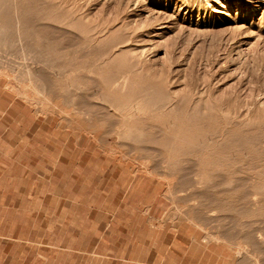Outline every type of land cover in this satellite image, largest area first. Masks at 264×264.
I'll use <instances>...</instances> for the list:
<instances>
[{
    "label": "rangeland",
    "instance_id": "rangeland-1",
    "mask_svg": "<svg viewBox=\"0 0 264 264\" xmlns=\"http://www.w3.org/2000/svg\"><path fill=\"white\" fill-rule=\"evenodd\" d=\"M12 1L0 0V264H243L228 241L264 239V0H218L220 12L22 0L26 50L4 38ZM123 37L132 48L110 57ZM35 60L65 89L33 103L67 113L16 95Z\"/></svg>",
    "mask_w": 264,
    "mask_h": 264
},
{
    "label": "bare ground",
    "instance_id": "bare-ground-1",
    "mask_svg": "<svg viewBox=\"0 0 264 264\" xmlns=\"http://www.w3.org/2000/svg\"><path fill=\"white\" fill-rule=\"evenodd\" d=\"M16 0H13L11 3H12V5L10 6V14H9V19H7V23L5 24V23H1V25H4L5 24V27H7V28H9L8 30H10L11 32L8 34V35H6V37H4L5 38V40H8V36L9 35H11V36H13V38H15L13 41H16L17 43H18V46H19V48H24V47H28V46H30V45H28V38H29V36H31L30 34L31 33H29V30H28V27L29 26H31V24H29V21H27L26 20V18H25V15H24V13H23V11H22V5L20 4L21 3V1L22 0H20V2H15ZM19 1V0H18ZM215 1V4H210L209 2V5L211 6V7H213L214 9H215V11H218V12H220V11H223L224 10V6H223V4H221L220 2H218V0H214ZM2 3H4V2H2ZM22 3H23V1H22ZM8 8V7H7ZM8 11V10H7ZM225 11V10H224ZM217 12V13H218ZM226 14V13H225ZM7 15V14H6ZM44 18H47V17H44ZM3 20V19H2ZM1 20V21H2ZM5 20V19H4ZM124 20V19H123ZM2 22H4V21H2ZM123 21L122 20H120V19H118V21L117 22H115L113 25H111L113 28L115 27V26H117V27H119V26H121V27H124V26H122L123 25ZM120 28V27H119ZM0 29H1V27H0ZM2 29H3V27H2ZM36 29V28H35ZM44 28H39V29H36V30H38V31H41V30H43ZM137 30V29H136ZM33 31H34V29H33ZM43 34H45V35H48V33H46V32H44ZM44 35V37H47V36H45ZM124 38V40H121V41H119V42H117L116 44H115V46H110V47H108V54H109V56L110 57H113V58H116V57H118V55H120V53H126V52H129L130 51V49L132 48L131 47V45H130V43H129V38L128 37H123ZM115 43V42H114ZM32 44V43H31ZM34 46V45H33ZM131 47V48H130ZM135 48L134 49H138V46L137 45H135L134 46ZM25 49V48H24ZM35 49V48H34ZM26 50V49H25ZM139 50V49H138ZM29 51V50H28ZM140 51H141V49H140ZM142 51H143V48H142ZM132 59H134L133 61H135V62H137L136 60L137 59H140L139 57H138V55L137 56H135V54H134V56L132 57ZM38 60V59H37ZM125 60V59H124ZM42 62V61H41ZM140 63V62H139ZM32 65H30V66H27V71H26V77H25V84L27 83V85H28V88H15V93H16V95H18L20 98H22L25 102H29L30 104H33V107H34V110H35V113L36 112H42L44 115L46 114V115H53L54 113H57V111H60V112H65V113H67L68 112V110L65 108V107H62V104H61V101H57V100H54V102L53 103H48V102H46V101H39V102H36L35 104L33 103V100L35 99L34 97H35V94H37L38 92H40L41 91V89H42V92H46V94L45 95H47V93L48 92H50V91H52V90H56V88H57V90H58V92L59 91H61V90H64L65 88H63V89H61V90H59L60 88H59V86H58V83L56 82V80H54V79H57V77L55 78L54 77V79H50V77H49V74L47 73L48 72V68L45 66V65H41L39 62H37L36 60L35 61H33L32 63H31ZM138 65V64H137ZM126 66V65H125ZM122 67V66H121ZM117 68H118V66H117ZM125 67H122V68H120V66H119V68L118 69H116V70H114V72H113V74L111 75V77H110V79H111V81H113V82H115V86H116V90L118 89L119 90V92L121 91H123V90H125V88H127V87H129V86H127L128 84H129V82H130V74H128V72L129 71H127L126 69H124ZM0 71H1V67H0ZM0 75H2L1 73H0ZM132 80V79H131ZM135 80V79H134ZM68 83V82H67ZM66 83V84H67ZM131 83V82H130ZM69 84H71V83H69ZM68 84V85H69ZM113 85V84H112ZM67 85H65V86H62V87H66ZM79 86V85H78ZM132 86L133 85H131V88H132ZM73 87V86H72ZM113 87V86H112ZM166 87V86H165ZM164 86L162 87L163 89L161 90V91H163L164 89V91L165 92H167V88H165ZM130 88V87H129ZM68 89V88H67ZM67 89H66V91H67ZM74 91H76L77 92V89H75V88H72ZM79 89V88H78ZM82 89V88H81ZM115 89V88H114ZM126 90H128L129 91V89H126ZM73 91V93H75ZM127 91V92H128ZM163 91V92H164ZM70 92H72V91H70ZM116 92V94H118L117 93V91H115ZM124 92V91H123ZM165 92H164V94H165ZM41 93V92H40ZM55 94V97H56V95H58L57 93H54ZM115 94V95H116ZM166 94H168V92L166 93ZM92 95V94H91ZM96 95V94H95ZM94 96V95H93ZM127 96H132V95H126V94H123V93H120V97H122V98H126ZM96 97V96H95ZM114 97V96H113ZM115 98H118V97H115ZM168 98H170L169 96H168ZM109 99V98H108ZM111 100H113V99H111ZM117 100H119V99H117ZM126 100H128V99H126ZM122 101V100H121ZM108 102V101H107ZM118 102V101H117ZM116 101H115V103H117ZM80 103V102H79ZM87 103V102H86ZM117 104H119V103H117ZM113 105H115L114 103H113ZM87 106V105H86ZM116 106V105H115ZM40 112H39V114H40ZM37 114V113H36ZM68 115V114H67ZM68 117V116H67ZM49 118V117H48ZM69 118H71V117H69ZM63 119V117H61V120ZM72 119V118H71ZM69 120V119H68ZM67 120V121H68ZM126 120V119H125ZM125 120H124V124H126L127 125V123L125 122ZM64 121V120H63ZM71 121V120H70ZM122 121V120H121ZM61 122V121H60ZM65 122V121H64ZM66 123V122H65ZM68 123V122H67ZM72 124V123H71ZM129 124V123H128ZM65 125V124H64ZM82 125L83 126H85L86 125V123L84 124V122H82ZM92 125H95V128H96V130H99V128L100 127H97V126H100L99 124L97 125L95 122L92 124ZM122 125V124H121ZM133 125V124H132ZM69 126V125H68ZM125 126V125H124ZM130 126V124L129 125H127V127H129ZM70 127V126H69ZM122 127V126H121ZM120 127V128H121ZM93 128V127H92ZM119 128V127H118ZM119 128V129H120ZM94 129V128H93ZM125 129V128H124ZM140 129V128H139ZM80 131V130H79ZM79 131H75L76 132V136H77V133H79ZM75 132H72V134L74 133L75 134ZM126 132H127V130H126ZM128 133V132H127ZM79 135V134H78ZM181 140V139H180ZM255 202H257V200L255 201ZM254 205L256 206L257 205V203H254ZM252 229V228H251ZM249 231V230H248ZM247 232V231H246ZM251 234L252 233H254V232H251V231H249ZM256 232V231H255ZM242 233H244V232H242ZM250 233H248L247 234V236L250 234ZM246 234V233H245ZM253 235V234H252ZM251 235V236H252ZM255 235H257V234H255ZM246 236V235H245ZM264 237V236H263ZM262 237V238H263ZM221 238H224V236L223 235H221ZM256 237H254V239H255ZM252 239V237L251 238H249L248 240L249 241H246L245 239H243V238H241V239H235L234 241H231V240H229L228 242L230 243H232V244H234L236 247H238L241 251H242V253H243V256L241 257V259L244 261V263L243 264H264V243L262 242V241H264V239L262 240L261 239V241L260 240H258V241H256V240H251ZM257 239H259V238H257ZM226 242V241H225ZM230 243V244H231ZM246 257H249L250 258V261H248L247 260V258Z\"/></svg>",
    "mask_w": 264,
    "mask_h": 264
}]
</instances>
